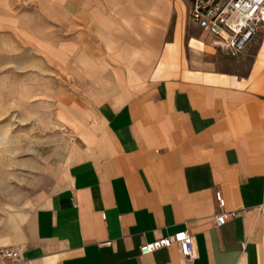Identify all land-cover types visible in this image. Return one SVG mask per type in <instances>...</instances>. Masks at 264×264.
I'll use <instances>...</instances> for the list:
<instances>
[{
    "label": "crops",
    "instance_id": "0c3cea01",
    "mask_svg": "<svg viewBox=\"0 0 264 264\" xmlns=\"http://www.w3.org/2000/svg\"><path fill=\"white\" fill-rule=\"evenodd\" d=\"M167 1L119 16L130 29L119 36L133 37L113 42L111 79L64 105L66 165L0 236L24 264H264V29L242 72L221 39L187 22L193 0ZM113 20L103 32L115 34ZM219 190L235 212L222 226ZM180 230L192 259L177 244L140 253Z\"/></svg>",
    "mask_w": 264,
    "mask_h": 264
},
{
    "label": "rangeland",
    "instance_id": "374dc122",
    "mask_svg": "<svg viewBox=\"0 0 264 264\" xmlns=\"http://www.w3.org/2000/svg\"><path fill=\"white\" fill-rule=\"evenodd\" d=\"M156 1L0 0V236L30 217L57 183L73 139L64 105L96 94L106 85L102 78L111 79L113 42L133 37L119 36L130 30L119 16L136 20ZM167 2L176 10L174 0ZM186 12L190 22V4ZM111 20L115 34L102 31ZM256 46L227 52L247 72Z\"/></svg>",
    "mask_w": 264,
    "mask_h": 264
},
{
    "label": "built area",
    "instance_id": "2783aa9c",
    "mask_svg": "<svg viewBox=\"0 0 264 264\" xmlns=\"http://www.w3.org/2000/svg\"><path fill=\"white\" fill-rule=\"evenodd\" d=\"M189 15L192 22L221 39L225 49L236 55L243 53L264 29V0H193ZM216 200L221 211L215 215V225L222 226L235 212L224 209L226 199L220 190ZM174 244L186 258H193L195 243L188 230L143 242L139 249L142 255H148ZM20 259L18 249L0 247V262Z\"/></svg>",
    "mask_w": 264,
    "mask_h": 264
}]
</instances>
